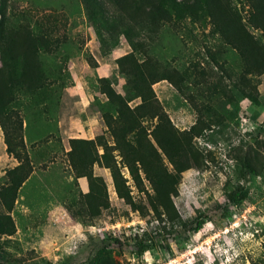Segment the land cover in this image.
<instances>
[{"label": "rangeland", "instance_id": "rangeland-1", "mask_svg": "<svg viewBox=\"0 0 264 264\" xmlns=\"http://www.w3.org/2000/svg\"><path fill=\"white\" fill-rule=\"evenodd\" d=\"M5 1L8 23L27 26L50 40L38 49L42 74L34 91L19 90L13 102L32 171L8 212L15 231L0 235V264H87L101 249L110 251L115 264H264V73L245 74L237 49L212 34L207 20L185 18L160 24L143 54L121 36L116 47L100 46L81 0ZM231 3L246 22L247 0ZM245 26L260 37L259 29ZM130 51L138 61L147 56L155 62V76L171 69L178 73L179 78H172L180 90L164 76L151 84L179 131L177 144L166 154L150 134L156 119L143 118L142 124L157 155L154 162L172 171L173 152L193 160L180 172L169 198L183 222L189 223L197 209L209 216L197 232L183 229L176 219L166 222L164 229L155 227L148 201L152 171L147 170L146 177L137 165L139 182L132 177L104 121L103 114L114 118L116 112L103 89L123 93L124 60L120 59ZM181 74L185 79H180ZM139 103L135 98L127 105ZM197 119L206 123L205 128L199 135L185 137ZM72 138L92 140L97 154L102 153L99 144H104L113 156L110 166L99 159L86 168L104 186L105 205L96 209L98 214L82 207L88 180L78 176L69 159ZM145 155L151 159L152 150ZM249 156L261 167L260 175L241 171L239 160ZM19 162L7 154L0 129V184L5 170ZM115 172L132 200L144 204V216L118 196ZM238 184L247 195L237 204H228L226 195ZM80 208L82 215L72 216ZM0 209L5 210L1 204ZM142 230L148 235L159 232V241L138 253L130 239Z\"/></svg>", "mask_w": 264, "mask_h": 264}, {"label": "trees", "instance_id": "trees-1", "mask_svg": "<svg viewBox=\"0 0 264 264\" xmlns=\"http://www.w3.org/2000/svg\"><path fill=\"white\" fill-rule=\"evenodd\" d=\"M84 11L92 17L93 30L100 46L107 44L116 47L119 37H123L132 49L141 50L143 54L149 43L154 40L160 24L165 22H179L188 18L191 22L208 21L211 33H216L226 43L232 45L239 52L244 73H264V0H247V21H242V16L231 0H81ZM6 1L0 2V129L3 133V142L7 154L20 160L19 163L5 170L4 182L0 184V204L5 209H0V235H12L15 231L14 223L9 210L16 198L17 190L32 171L31 163L24 149L21 137L22 122L15 108V94L19 90L23 93H32L42 74L38 58V49L47 45L49 38L33 34L27 26H15L4 19ZM259 29L260 37H255L250 30ZM17 29V30H15ZM19 29V30H18ZM37 39L44 40L42 44ZM109 42V43H107ZM120 60H124L121 71L125 82L123 93H117L110 87L103 91L108 100L114 105L116 116L113 118L103 114L108 130L112 133L115 145L133 178L138 181L136 170L141 167L143 173L152 171L151 177H146L152 182L153 192L148 194V201L153 206V219L157 220L156 228L164 229L166 222L178 220V224L188 232H197L207 221L209 216L200 209L189 223L183 222L177 216L170 194L175 193L180 172L189 167L193 160H188L187 155L173 152L172 171L167 170L162 162H154L157 155L151 139L147 138L143 118H155L156 124L150 132L156 145L167 152L172 145H176L179 131L170 123L166 113L155 98L151 84L158 79L167 78L178 88L172 77L179 78L176 71H164L162 76H155L153 70L156 65L150 59L138 61L130 51ZM147 63H151L148 66ZM145 68V69H144ZM162 77V78H160ZM180 79H185L181 74ZM215 86V85H213ZM180 90V88H179ZM243 95L244 91H242ZM139 98L140 103L130 108L127 102ZM206 123L197 119L185 132V137L196 136L205 128ZM183 133V131L181 132ZM130 136V139L127 138ZM69 159L78 176H86L89 190L83 194L86 204L83 207L90 214L100 206H104V186L99 178L91 175L86 168L93 161L101 159L106 166L112 165L113 156L102 145V153H95L92 140L72 138L69 140ZM141 145V146H140ZM182 147V146H180ZM152 150L151 159L145 155ZM195 161V159H194ZM190 163V164H189ZM138 165V167H137ZM140 165V166H139ZM242 172L253 175L261 174V167H257L249 157L239 160ZM116 192L134 210L145 215L144 204L135 202L128 194L127 187L119 180L117 172L113 173ZM247 195L246 189L241 184L229 190L226 197L228 204H237ZM93 214V215H94ZM82 215V210L72 212V216ZM148 235L142 230L141 234H134L130 239L138 253L154 248L159 241L156 233ZM128 240L127 238L125 239ZM116 244L121 240L112 238ZM87 264H115L109 250L101 249L88 261Z\"/></svg>", "mask_w": 264, "mask_h": 264}]
</instances>
